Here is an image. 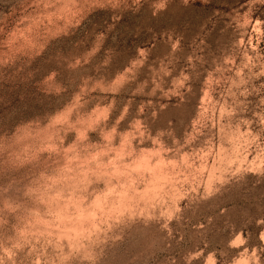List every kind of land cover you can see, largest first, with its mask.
<instances>
[{"label":"rangeland","instance_id":"374dc122","mask_svg":"<svg viewBox=\"0 0 264 264\" xmlns=\"http://www.w3.org/2000/svg\"><path fill=\"white\" fill-rule=\"evenodd\" d=\"M0 264H264V0H0Z\"/></svg>","mask_w":264,"mask_h":264}]
</instances>
